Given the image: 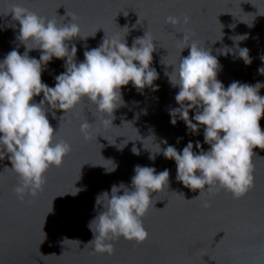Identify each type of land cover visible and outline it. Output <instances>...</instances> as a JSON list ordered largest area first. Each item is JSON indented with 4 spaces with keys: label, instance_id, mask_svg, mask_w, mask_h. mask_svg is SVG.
Segmentation results:
<instances>
[{
    "label": "water",
    "instance_id": "water-1",
    "mask_svg": "<svg viewBox=\"0 0 264 264\" xmlns=\"http://www.w3.org/2000/svg\"><path fill=\"white\" fill-rule=\"evenodd\" d=\"M13 5L58 25L69 23L74 15L82 38L69 42V50L76 46L77 64L84 61L85 51L102 44L105 35L122 39L126 27L131 48L135 39L149 33L155 47L150 67L158 74L153 86L158 90L138 91L131 83L122 88L123 105L114 112L112 124H103L87 102L65 115L55 110L53 116L47 106L55 140L68 142L71 152L62 167L46 173L43 190L35 197L25 192L23 201L14 191L17 175L5 170L12 167L10 160L7 156L0 160V264H264V150L254 149L255 187L240 199L213 189L192 200L199 191L176 180L174 160L156 154L157 144L173 146L181 154L189 142L197 154V142L204 151L210 149L203 127L192 133L178 116L176 125L171 123L170 113L180 105L175 100L179 89L170 84V75L190 52L189 48L181 52L183 34L189 37L185 44L196 40L217 57V79L225 89L232 82L264 84L258 71L264 67V0H0V62L12 50L21 55L26 51L17 39L20 26L10 14ZM170 15L181 18L180 23L167 24ZM185 15L188 24L183 22ZM245 35L246 40H235ZM225 46L230 50L227 55ZM240 48L249 50L250 65L239 59ZM28 55L39 60L41 52ZM65 65V60L53 58L43 66L42 82L54 87ZM259 95L264 97V87ZM42 99L43 93L33 102ZM195 114V109L189 111L193 123ZM86 120L91 125L87 140L80 128ZM260 127L264 131V118ZM133 147L139 155L133 154ZM136 166L170 173L168 188L154 194L155 207L142 218L149 239L137 245L120 238L113 242V255L94 254L88 245L94 239L89 224L103 211L96 199L105 191L110 195L113 185L130 188ZM75 188L80 191L73 195Z\"/></svg>",
    "mask_w": 264,
    "mask_h": 264
},
{
    "label": "clouds",
    "instance_id": "clouds-1",
    "mask_svg": "<svg viewBox=\"0 0 264 264\" xmlns=\"http://www.w3.org/2000/svg\"><path fill=\"white\" fill-rule=\"evenodd\" d=\"M10 14L20 26L17 39L26 51L21 55L12 50L0 62V160L5 156L10 160L12 167L5 170L17 175L19 183L14 191L23 201L25 192L35 197L43 190L46 173L52 167H62L71 152L68 142L55 140L57 133L47 118V106L55 116V110L65 115L87 102L95 107L103 124H112L114 112L123 105L121 89L131 83L138 91L146 87L157 91L153 85L158 74L150 67L155 47L147 32L135 39L131 48L125 39L126 27L122 29L126 30L122 39L118 35L111 38L105 35L102 44L85 51L84 61L77 64L76 46L73 44L69 50V42L82 38L74 15L69 23L58 25L56 20L20 5H13ZM182 19L184 24L189 23L188 16ZM180 20L170 15L166 23L176 26ZM183 37L179 40L181 52L186 48L190 52L173 66L170 75V84L179 89L175 100L180 105L171 111V123L175 126L178 116L192 133L203 127L204 143L210 149L204 151L197 142L195 147L200 149L197 154L189 142L181 154L173 146L161 148L157 144L156 154L174 160L176 180L193 192L199 191V196L192 200L213 189L226 190L233 199H240L255 187L254 149L264 150V131L260 127L264 97L259 95L264 84L232 82L225 89L217 79L220 68L217 57L196 40L185 44L189 37L187 34ZM246 39V35L235 38L238 42ZM33 50L41 52L39 60L29 57ZM229 51L225 46L224 55ZM53 58L65 60L66 71L56 77L54 87H49L42 82V70ZM239 59L246 65L252 63L247 48L239 49ZM258 71L264 75V67ZM41 93L43 99L33 102ZM193 109L196 123L189 118ZM90 127L87 120L80 126L86 140ZM163 143L167 145L166 140ZM132 152L140 154L135 147ZM149 158L154 160L155 155ZM113 171L115 168L109 172ZM134 172L130 188L123 183L113 185L110 195L105 191L96 199L97 205H103V211L89 224L94 239L88 245L93 246L94 254L113 255V242L120 238L137 245L149 239L142 218L155 207L154 194L168 188L170 173L165 169L157 174L155 168L147 166H136ZM75 190L73 195L80 191Z\"/></svg>",
    "mask_w": 264,
    "mask_h": 264
}]
</instances>
